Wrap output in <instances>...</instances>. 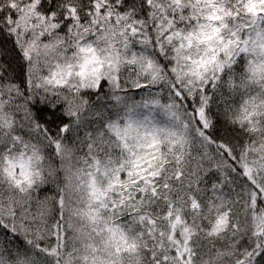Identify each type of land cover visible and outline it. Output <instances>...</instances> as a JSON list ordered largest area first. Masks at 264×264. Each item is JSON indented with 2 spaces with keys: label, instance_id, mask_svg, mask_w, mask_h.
Listing matches in <instances>:
<instances>
[{
  "label": "snow or ice",
  "instance_id": "obj_1",
  "mask_svg": "<svg viewBox=\"0 0 264 264\" xmlns=\"http://www.w3.org/2000/svg\"><path fill=\"white\" fill-rule=\"evenodd\" d=\"M0 264H264V0H0Z\"/></svg>",
  "mask_w": 264,
  "mask_h": 264
}]
</instances>
